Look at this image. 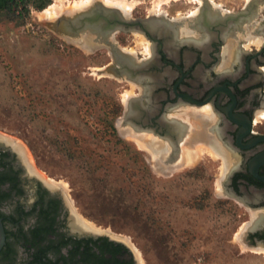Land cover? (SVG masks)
<instances>
[{"label":"flooded vegetation","instance_id":"1","mask_svg":"<svg viewBox=\"0 0 264 264\" xmlns=\"http://www.w3.org/2000/svg\"><path fill=\"white\" fill-rule=\"evenodd\" d=\"M181 4L133 16L153 20L142 35L149 51L135 38L133 46L118 44L121 67L106 50L105 65L119 73L124 91L134 84L121 99L122 135L161 143L158 166L150 146H140L163 173L180 167L185 145L198 157L201 146L212 148L219 194L243 219L237 238L264 255V0ZM6 140L0 136V264H141L128 239L74 226L79 218L63 188Z\"/></svg>","mask_w":264,"mask_h":264},{"label":"rangeland","instance_id":"2","mask_svg":"<svg viewBox=\"0 0 264 264\" xmlns=\"http://www.w3.org/2000/svg\"><path fill=\"white\" fill-rule=\"evenodd\" d=\"M82 1L51 0L25 20L0 11V136L63 188L83 224L128 239L141 264H264L263 254L247 251L237 238L243 219L219 194L216 154L201 146L193 162L180 165L181 159L169 174L154 170L138 136L127 130L133 137L123 136L117 127L121 99L134 84L124 91L122 79L94 73L110 60L105 49L85 51L42 24ZM184 1L200 0H124L129 7L120 6L141 16L170 13ZM132 38L136 33L115 35L119 45L133 46ZM148 138L142 147L160 159ZM141 202L144 213L135 208Z\"/></svg>","mask_w":264,"mask_h":264},{"label":"water","instance_id":"3","mask_svg":"<svg viewBox=\"0 0 264 264\" xmlns=\"http://www.w3.org/2000/svg\"><path fill=\"white\" fill-rule=\"evenodd\" d=\"M42 24L59 38L85 51L107 50L121 67L122 58L118 54L122 53V49L115 35L118 32L143 35L154 28L153 20L148 16L133 17L130 10L105 0H91L85 6L67 8L53 17L45 18ZM94 73L98 76H120L111 65H105ZM122 125L119 118L117 127L121 133Z\"/></svg>","mask_w":264,"mask_h":264},{"label":"bare ground","instance_id":"4","mask_svg":"<svg viewBox=\"0 0 264 264\" xmlns=\"http://www.w3.org/2000/svg\"><path fill=\"white\" fill-rule=\"evenodd\" d=\"M120 1H122V0H120ZM124 1V0H123ZM118 2V3H116L115 5H119L120 6V3L122 4H124L125 6H127V7H129L128 5H127V3H125V2ZM91 2V0H86L85 2H80V3H77L80 7L81 6H85L86 4H88V3H90ZM127 2V1H126ZM75 5V4H74ZM123 6V5H122ZM126 7V8H127ZM127 10V9H126ZM135 41H136V43L137 44H142V45H144L145 46V49H147L148 50V41H147V39L144 37V36H142V35H140V34H138V33H136V38H135ZM149 51V50H148ZM147 51V52H148ZM119 55V57L120 58H122V59H124V57L126 56V55H124V54H122V53H119L118 54ZM128 131V130H127ZM201 132V131H200ZM195 133V132H194ZM125 134V133H124ZM197 138V137H196ZM191 139V138H190ZM137 140H138V142H139V144L141 145V146H146V143H145V141L143 140V139H140V138H137ZM151 140V139H150ZM7 142H11L9 139L8 140H6ZM159 142V141H158ZM150 143H151V146L153 147V150H154V152H156L157 153V155L159 156V157H163L164 156V154H163V147H162V145H160V144H158V143H156V141L153 139V140H151L150 141ZM179 144V147H178V149L177 150H175V152H174V154H172V157H173V162H175L176 161V158H177V156H178V154H179V152H180V143H178ZM210 151L212 152V153H214V154H216V152H214V150L212 149V148H210ZM198 158V151L196 150V151H194L193 149H192V145H190V144H187V145H185V147H184V157L182 158L183 160H182V163H191V162H193L194 160H196ZM167 161L165 160V163H166ZM172 163V162H171ZM74 226H76L77 228H79V229H84V228H86L87 227V225H85V224H83L81 221H79V219L77 220H75L74 221Z\"/></svg>","mask_w":264,"mask_h":264},{"label":"trees","instance_id":"5","mask_svg":"<svg viewBox=\"0 0 264 264\" xmlns=\"http://www.w3.org/2000/svg\"><path fill=\"white\" fill-rule=\"evenodd\" d=\"M51 0H0V11L5 12V14L10 19L25 20L31 9L42 10L50 4ZM110 129L115 133V128L113 124H110ZM135 204V208L144 213L143 202ZM150 212V211H149Z\"/></svg>","mask_w":264,"mask_h":264}]
</instances>
